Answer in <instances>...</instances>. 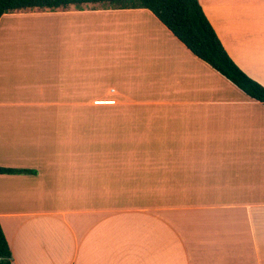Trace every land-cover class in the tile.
Instances as JSON below:
<instances>
[{"label": "crops", "instance_id": "1", "mask_svg": "<svg viewBox=\"0 0 264 264\" xmlns=\"http://www.w3.org/2000/svg\"><path fill=\"white\" fill-rule=\"evenodd\" d=\"M198 1L264 86V0ZM100 8L0 17V166L34 170L0 173L11 264H264V104L148 9ZM18 17L37 29L26 48L10 42ZM95 50L118 62L99 71ZM87 98L110 99L97 100L96 128L122 130L145 157L71 154V99ZM147 156L160 166L144 168ZM156 194L176 203L156 206Z\"/></svg>", "mask_w": 264, "mask_h": 264}, {"label": "trees", "instance_id": "2", "mask_svg": "<svg viewBox=\"0 0 264 264\" xmlns=\"http://www.w3.org/2000/svg\"><path fill=\"white\" fill-rule=\"evenodd\" d=\"M130 9L146 8L195 56L207 62L248 96L264 104V86L248 76L228 55L198 0H0L2 14L19 9L67 8L73 5ZM34 172L0 166V173ZM0 264H11V250L0 225Z\"/></svg>", "mask_w": 264, "mask_h": 264}, {"label": "rangeland", "instance_id": "3", "mask_svg": "<svg viewBox=\"0 0 264 264\" xmlns=\"http://www.w3.org/2000/svg\"><path fill=\"white\" fill-rule=\"evenodd\" d=\"M17 20L19 23L26 24V26L23 28H14L9 34L10 42L12 43L13 47L16 45L25 48L29 47L25 44H30V37L37 35V29L34 26L30 27L31 24L27 21H24L25 18L18 17ZM90 32H93V30H87V33ZM92 39L93 36L87 35V40L91 46H93L95 43L91 41ZM100 42L101 44L99 45V43H97V45L101 46V48H104L107 44H109L110 41H108L106 35H102ZM112 44L113 43H111V45ZM99 48L100 47H97V49ZM94 53L98 55L96 56L95 63L98 65L97 69L99 71H101V69L108 70L114 66L116 62H118V60H115L111 57L110 53L102 55L98 50H95ZM88 57H90V55ZM119 68L122 69V65H119ZM100 99L110 101L108 98H87L81 99V101H79V99H71L72 112L70 114V143L66 145V148L71 152V154H75L77 156L79 155V157H145L142 146L126 144V140L123 135L124 132L122 130H117L115 133L116 139L112 140L109 136L104 137L102 135L103 131L100 128H96L95 113L97 108H99L100 111L99 126H101L102 122L105 121V111H101V106L105 104L97 103V100ZM108 104L114 105L111 103ZM80 108L82 110H80ZM116 141L120 143L118 144ZM147 149H149V147H147ZM136 161L137 158H135V163L137 165L138 162ZM97 164V167H101L102 169L109 168V165L106 163L108 165L106 166L103 159H100ZM139 164L143 165L144 168H151V170H153L152 166H156L157 168L161 163L159 157L147 156L144 161H140ZM161 179L164 180L165 178ZM145 196L148 197V195ZM151 200L154 203H157L156 206L176 203L175 194H169L166 197L159 194L151 195ZM140 204L143 203L140 202Z\"/></svg>", "mask_w": 264, "mask_h": 264}]
</instances>
